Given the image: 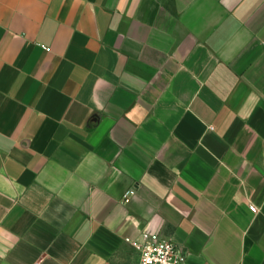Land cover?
Listing matches in <instances>:
<instances>
[{
	"label": "crops",
	"instance_id": "0c3cea01",
	"mask_svg": "<svg viewBox=\"0 0 264 264\" xmlns=\"http://www.w3.org/2000/svg\"><path fill=\"white\" fill-rule=\"evenodd\" d=\"M144 233L264 264V0H0V264Z\"/></svg>",
	"mask_w": 264,
	"mask_h": 264
},
{
	"label": "built area",
	"instance_id": "2783aa9c",
	"mask_svg": "<svg viewBox=\"0 0 264 264\" xmlns=\"http://www.w3.org/2000/svg\"><path fill=\"white\" fill-rule=\"evenodd\" d=\"M131 193L132 191L124 193V203L129 201ZM249 209L252 212L256 211L252 205ZM135 247L138 251L137 264H186L185 255L181 249L172 241L160 238L156 234H142V240L135 243Z\"/></svg>",
	"mask_w": 264,
	"mask_h": 264
}]
</instances>
